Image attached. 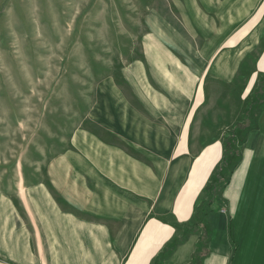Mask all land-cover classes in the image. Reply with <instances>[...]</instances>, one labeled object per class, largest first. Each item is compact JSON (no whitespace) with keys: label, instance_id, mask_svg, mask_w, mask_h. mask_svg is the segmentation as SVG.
<instances>
[{"label":"crops","instance_id":"crops-1","mask_svg":"<svg viewBox=\"0 0 264 264\" xmlns=\"http://www.w3.org/2000/svg\"><path fill=\"white\" fill-rule=\"evenodd\" d=\"M241 2L214 61L191 56L182 76L132 70L134 101L121 107L140 110L123 116L124 131L92 133V187L66 183V193L43 199L39 219L25 211L27 225L0 196V264H264V0ZM234 137L244 141L201 249L202 231L183 235L208 184L227 171Z\"/></svg>","mask_w":264,"mask_h":264},{"label":"rangeland","instance_id":"rangeland-1","mask_svg":"<svg viewBox=\"0 0 264 264\" xmlns=\"http://www.w3.org/2000/svg\"><path fill=\"white\" fill-rule=\"evenodd\" d=\"M237 4L0 0V196L10 198L11 211L27 225L25 211L39 219L43 199L66 193V183L92 187V133L124 131L123 116L140 110L121 107L134 101L132 70L164 67L182 76L191 56L214 61ZM191 47L203 53L191 55Z\"/></svg>","mask_w":264,"mask_h":264},{"label":"trees","instance_id":"trees-1","mask_svg":"<svg viewBox=\"0 0 264 264\" xmlns=\"http://www.w3.org/2000/svg\"><path fill=\"white\" fill-rule=\"evenodd\" d=\"M245 126H241L240 130L244 129ZM244 138H240L239 140L234 138L227 139L225 141V151H224V157H223V163L222 165L228 166L227 171H224V174L220 175L218 173L217 177V183L212 186L211 183L208 184L207 188H212V194L209 195L210 198L205 201H201L199 205H197V208L195 210L194 218H193V227L187 231L186 234L183 235V237H186L189 233H198L200 231L203 232L202 237V246L201 249L204 248V244L207 240V227H208V214L211 210V205L213 203V200L219 195L221 189L228 183L230 179V174L233 171L236 161L238 160L237 157L239 155V149L237 146V143L241 144L243 143ZM214 180V179H213ZM206 190V189H205ZM183 238H179L175 240L174 246L176 247ZM205 241V242H204Z\"/></svg>","mask_w":264,"mask_h":264},{"label":"bare ground","instance_id":"bare-ground-1","mask_svg":"<svg viewBox=\"0 0 264 264\" xmlns=\"http://www.w3.org/2000/svg\"><path fill=\"white\" fill-rule=\"evenodd\" d=\"M23 189V188H22ZM23 190H21V192H22ZM24 193V192H23Z\"/></svg>","mask_w":264,"mask_h":264}]
</instances>
